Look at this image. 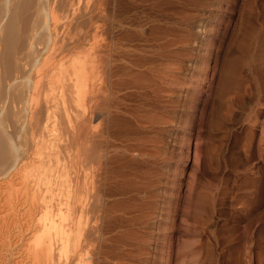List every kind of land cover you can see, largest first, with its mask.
<instances>
[{
    "label": "bare ground",
    "instance_id": "bare-ground-1",
    "mask_svg": "<svg viewBox=\"0 0 264 264\" xmlns=\"http://www.w3.org/2000/svg\"><path fill=\"white\" fill-rule=\"evenodd\" d=\"M81 1L82 0H0V264H185L191 257L195 256L193 258H196V255H193L195 250H193L192 253L190 251L192 247L189 250L187 248L190 247L191 244L193 245L197 242V240L194 242L192 240L190 241V239H194V236L186 242V238H184L185 240L181 239L182 242L185 243L180 245H184L183 248L188 251H181L183 250L182 247H178V251L175 250L173 236L176 234L175 232H177L176 227L174 226V221L178 215V203L175 201L177 205L173 202L174 204L171 203L170 207H166L165 203L158 205L154 200L157 197L155 194V198L153 199L154 195L153 197L148 195V188L141 187L140 189L138 186V188H134L138 190L140 189L138 191L139 193L137 192L140 195L138 197L132 196L130 198V195L128 197L126 194L128 191H126L127 189H124V185L116 184L117 181H112L113 183L115 182L116 185L110 183V180L114 179L112 173H115V171L113 172V169L110 170L112 172L109 173L107 167H103L102 169L99 167L102 171L100 172L101 174H97L99 165L96 167V164L103 159L102 151L104 150L102 149L106 148H102V146H104L102 145V139L104 135L107 136L104 134L107 129L104 132L100 130L101 128L98 129V125L100 126V122L103 120L102 118H105V115H102V112L105 111L107 113L109 112V109L112 107L114 108L113 105L110 108V103H112V101L117 104V102L121 103L125 100L123 99V95H121V88H123L121 87V84L123 83H125L123 84L125 86L126 84H131L134 87L135 85L139 89L143 84L144 86L149 83L151 84L153 81L152 78L155 77L158 78L156 79V82L160 78L162 83H164L163 85H166L169 88L175 87L174 89H176V87L179 86L178 78L176 79L177 83L176 80L173 79L174 76L170 77L169 74L162 72V69L165 68L173 71L174 66L172 63H169V66L164 65L167 64L168 60L166 55L169 57L170 55L167 53L165 55L161 51L160 53H162V55L158 52L159 49H157V47L155 48L151 46V48L148 46L149 43L148 45L145 44V40H143L144 37L142 38L143 33L141 34V28H144L146 25L145 23L142 27V21H144L147 16L143 18L144 15L142 13L139 14V12L137 13V10L132 11V16H126V9L124 10V8H121L126 12L125 16H123V14H120V7L123 6L119 5V0H110L112 3H110L109 0H84L83 3ZM132 3L133 2H131V5H133ZM134 7H136L135 4ZM130 8L132 7L129 6V11L131 12L132 9L130 10ZM149 15L151 14L149 13ZM150 29L152 30V28ZM151 32L152 31L149 32L150 35L152 34ZM98 33H100L101 36ZM97 34L101 37V41H99L100 43H98L97 39L99 38ZM148 36L149 35H147L146 38ZM154 39L158 40L157 38ZM152 44L154 46L155 43ZM260 62L263 63V67L260 65L262 67L261 70H264V56L260 59ZM166 69L163 71L165 72ZM222 69H220L221 71H216V81L213 80L216 82L215 90L213 89L215 92L212 90L214 96L211 94L212 97L209 94L212 97V101L215 102L213 111L216 110L215 108L218 105L219 108L222 106H225V109L229 108L226 110L229 111L233 106V102L241 99V101L238 102L240 106L237 105L240 108L243 106H241L242 100L244 102V100L251 95V93L248 94L250 89L247 91L248 97L246 93H236L238 92L241 83V80L239 82V79H241L239 77H243V75H241L242 72L239 74L241 76L236 73L237 76H239L236 77V74L233 72L234 70H229V67H225L224 70ZM239 72L240 71H238V73ZM159 81L157 82L158 86ZM246 81L247 80H245L244 83H246ZM115 82H122L121 84L119 83L121 88L116 86L118 84ZM211 84L212 83H210V85ZM249 84L250 82L248 85ZM151 85H153V83ZM187 85H189V83L186 84V87ZM133 87H131V89ZM145 88L147 89V87ZM163 89L165 88H162L161 90L163 91ZM198 89L199 88H197V90ZM234 89H236V91ZM155 90L156 89L151 90L152 93H154ZM157 90L160 93V90ZM126 91L124 93L125 96L127 93ZM158 91H156L157 94ZM118 92H120V94ZM146 92L149 94V91ZM166 92L168 93V90H166ZM199 92L198 94H200ZM254 92L256 91H253V93ZM142 93L144 94L145 92ZM130 95L129 97L131 98ZM146 95H143V97H146ZM152 95L153 94L147 97L151 99L150 96ZM136 96L139 99L142 95H140V93L138 95L137 93ZM206 96L205 98H207ZM133 97L136 98L135 96ZM125 101L130 102L129 99H126ZM259 101L260 108L257 102L253 106H256L255 108L258 106L260 114H262L264 111V100ZM248 102L249 104L251 103L249 100ZM190 104L188 103L187 105ZM212 106L209 107L212 108ZM118 107L119 106H117V109ZM243 108H240L241 111ZM248 108L249 106L246 108V111H249L252 106L249 109ZM235 109L237 108L235 107ZM235 109H232L231 111L235 112ZM111 110L109 113L110 115ZM217 110L215 114L216 117L218 119L223 117L224 119V116L226 115L219 113L223 109L221 111ZM226 111H224L225 114ZM100 112L102 114H100ZM116 113L117 112H115V114ZM209 113H212V111L210 110ZM227 113L228 116L225 117V122L228 120L227 123H229V121L231 122V120L234 119V114L230 115L231 112L230 114L229 112ZM243 113L242 115H244ZM99 114L103 117L101 119L99 118V124H95L94 120ZM236 114L239 115L237 111ZM215 115H213V117ZM242 115L240 112L239 116L244 118ZM122 116H124V114ZM231 116L233 117L231 118ZM239 116L238 119L236 116L237 120L241 119ZM257 116L258 110H253L252 113L247 114V121L244 120V122L246 121L245 123H250L252 125L250 128L254 127V130L256 126L258 127L260 125V140L258 139L260 141V147H257L263 151L264 120L260 121V124L258 125ZM204 117L207 118L209 116ZM109 118L110 117H108V119ZM116 118L118 119V117ZM217 118L214 119L217 120ZM208 119L209 118H207V120ZM212 119L213 118L211 117V120ZM110 120L112 121V119ZM120 121L121 119H119V124ZM234 121L233 123H236V121ZM219 122L221 123L218 124L216 121L215 124L211 125L218 128H222L223 125L227 126L225 124L218 126L222 124L223 120ZM237 122L238 126L240 122ZM102 124L101 127L103 128L104 124L103 126ZM231 124L232 123H229L228 125L231 126ZM109 125H111V122ZM104 128L106 127L104 126ZM104 128L102 130H104ZM222 129H225V127ZM226 129L224 130L225 132ZM238 130L241 129L239 128ZM225 132L222 133L225 134ZM247 132L249 134V130H247ZM231 133L234 134V132ZM226 135L225 137L229 138ZM245 137L247 138V136ZM200 139L199 136V141H201ZM195 143H198L197 145H199L201 142L199 143L196 141ZM200 149L196 154L195 151L193 153L196 156V158L194 157V160L196 159L195 161L199 158V153L201 152ZM110 151L112 150L110 149ZM187 151L189 150L187 149ZM120 153L121 152H119V154ZM123 153H125L124 150L122 154ZM116 154L118 155V151ZM257 156L260 155L257 154ZM137 161L135 162L136 165H138ZM202 161L203 159L201 162ZM102 162L100 161V163ZM110 162L108 163L111 165ZM131 162L132 161H130V163ZM197 162H195V167L198 164ZM148 163L147 166L149 165ZM219 163L220 162H218V165H221ZM125 165L127 164L125 163ZM127 166H129V164ZM127 166L125 167L128 168ZM119 167L120 166L116 168ZM96 168H98V170ZM140 170L143 169L140 168ZM148 170L149 169H147V171ZM144 174L147 175V173ZM96 175H100L101 178L99 179L100 176L97 178ZM111 175L112 179H110ZM118 176L121 178L122 174L118 172L116 177ZM138 176L141 175L139 174ZM135 177L136 176H134V178ZM189 177H191V175ZM140 178H142V176ZM188 180L190 181V178ZM108 181H110L109 184H107ZM123 181L125 182V179H123ZM126 181L127 184L130 182L129 180ZM189 181H187V183ZM258 181L260 182V180ZM150 182L152 183V181ZM147 183H145L146 185L143 184V186L150 185V183ZM180 183L177 185H180ZM196 183L197 182L195 181V184ZM245 183L248 185V182ZM203 184L200 185H206ZM131 185H133V183ZM131 185L129 184L128 188H130ZM135 185L136 184L133 186ZM216 185L219 184L217 183ZM247 185H245L246 188H248ZM251 185L253 186V183ZM191 186L192 185L190 184L187 185V189ZM207 188L210 187L207 186ZM246 188L244 190H247ZM252 189H249V192ZM130 190L128 194H130ZM218 190L221 189L219 188ZM197 191L195 190V192ZM199 191L198 197H201L202 199L206 198L202 197L205 192L202 195V192L200 191L199 193ZM259 191H261V189ZM134 192H136V190ZM211 192L213 191L211 190L209 192L211 197L207 196L208 199H217V197L215 198L214 196L215 192L212 193L213 196L211 195ZM192 194L195 195L193 192ZM207 194L208 193L205 195ZM249 194L253 195L252 193ZM248 196L245 197L247 198ZM198 197H196L197 200L194 199V201L202 200ZM257 197L259 198V195ZM206 199L203 202L198 201L197 203H200L198 205L199 209L205 207L204 210H206L208 207L206 211H208L207 214L209 213L208 215L210 217V213L215 211V209L214 211H211L214 203L212 204V202H210L212 199L209 201H206ZM191 201L192 200H190V202ZM215 202H217V200H215ZM195 203L196 202H194V204ZM262 203L263 202L260 204ZM167 204H170V202ZM190 206L192 205L190 204ZM255 207H257V205H255ZM194 210L192 211L194 212ZM144 211H147V213H144ZM192 211L188 208L183 214L185 213L189 218V216H193ZM194 215H196V213ZM244 217H247V214ZM197 218H195V220ZM201 218L203 217L201 216ZM210 219L208 220L210 221ZM184 220L186 221L185 218ZM195 220L193 223L197 222ZM206 220L207 219H205V221ZM165 222H168V225L165 224ZM199 223L202 225V222ZM139 225L143 228L141 232V229L138 230ZM257 226L259 227V225ZM193 227L195 226L192 225L190 229L186 227L187 234L183 235L186 237V235L191 232L194 233L198 229H196V226L195 229L192 230ZM207 227L209 226L207 225L206 228ZM263 228L264 226H262V229ZM166 229H168V232L164 231ZM203 229L201 231H203ZM157 230L165 232H163L164 234L161 233L162 237L157 235L153 236L154 234L152 235V233H154L153 231ZM142 232L146 233L147 236L141 234ZM184 232H186V230ZM244 238L246 237L244 236ZM236 239L241 240L239 238ZM181 240L179 239L178 242ZM176 245H178V243H176ZM237 245H239V243ZM191 261L192 260H189L188 263L193 264L190 263ZM195 261L196 259L193 260L194 264L196 263Z\"/></svg>",
    "mask_w": 264,
    "mask_h": 264
},
{
    "label": "rangeland",
    "instance_id": "rangeland-1",
    "mask_svg": "<svg viewBox=\"0 0 264 264\" xmlns=\"http://www.w3.org/2000/svg\"><path fill=\"white\" fill-rule=\"evenodd\" d=\"M83 1L84 0H82L81 2L83 3ZM109 2L112 3V1H110V0H109ZM119 2H120L119 5L123 6V7L119 6L120 11H121L120 14H123V16H125V14H126V12L124 11L126 9V11H127L126 16H128V15L132 16V11L137 10V13L139 12V14L142 13L144 15L143 18H145L146 16L148 17V18L146 17L144 19V21H142V27L146 23L144 28H141V30H142L141 34L143 33L145 35L144 36L142 34V38L144 37L143 40H145V44L148 45V43H149L148 46H150V47L152 46L155 48L157 47V49H159L158 50L159 53L162 51L163 54L166 55V53H167L170 55V57L168 55H166V58H168V60L170 62L167 60V64H164V65L167 66L169 63H172V65L174 66L173 71L171 70L172 71L171 72L170 70H168V68L167 69L165 68L166 71L164 72L163 70H165V69H162V72L165 74H169L170 77L174 76L175 78L173 77V79H175V80L178 78L179 83L177 82V80H176V82L179 84V86H177L179 88L176 87V89H174L175 87L169 88L166 85H163L164 83H162L160 78H159L160 81L157 80V82L159 81V86H158L157 85L158 83L156 82V79H158V78L153 77L152 78L153 81L151 82V84L153 83V85H151L149 83L150 85L146 84V86H144V84H143L139 87V89L142 92H145L143 94L138 89V87L135 85L133 87L131 84H129L130 86L126 84V86L130 87L129 88V87H126L125 85H123L125 83L121 84L122 82L121 83L119 82L121 84V87H123V88H121L120 84L117 83L118 81L115 82L116 84H118L116 86H119L122 89L121 95H123V99H125V100L129 99L130 102L123 100L121 103L117 102V104H116V103H113V101H112V103H110L111 104L110 108L113 105L114 108L113 107L111 108L113 111L111 109H109L108 110L109 112H107V113L105 111L102 112L103 114L100 112V114L105 115L106 119L102 118L103 116H101L99 114L100 117L98 116L95 119L96 121L94 120L95 124H99L100 119L102 118L103 120L100 122V126L98 125V127H99L98 129L101 128L100 130L102 132H104L107 129L106 130L107 133H106V131L104 133L107 136H105L103 134L104 137L102 139L103 140L102 145H104V146H102V148L106 147L105 149H102V150H104V151H102V154H103L102 157L105 160H103L101 157L102 160H100V161L101 162L103 161V162L100 163V161H99L96 164V167L98 165H99L98 168L100 167L101 169L103 167L104 168L107 167V170L109 173L112 171L113 172L115 171V173H112L113 178L115 180L114 179L110 180L111 182L108 181L107 184H109V182L113 183L112 181H115V182L117 181L116 184L124 185L126 187V188L124 187V189L125 190L127 189L126 191H128V192L132 188L130 190V194H128V192L126 193L128 195V197L130 195V198L132 196L138 197L140 195V194H138L139 193L138 191L141 189V187H145V188H148V191H149L148 195L153 197V195L155 194L157 196L156 197L157 200L154 199L155 195H154L153 199L156 201V203L158 205H160L161 203L162 204L165 203L166 207H170L171 203L174 204L173 202H175V201L178 203V206H179L178 207V215L174 221V226L176 227L177 232H175L176 234H174V236H173V239H174L173 243H174L175 250H177L178 247H182L183 250H181V251H188L191 247L195 248V249H192V248L190 249L191 252L193 250H195L194 251L195 253L193 255H196V258H193V257H195V256H193L189 259V260H192L190 263L194 264L193 260L196 259L195 264H199V263L200 264H264V228L262 229V226H264V199H263L264 198L263 197L264 196L263 195V193H264V190H263L264 189V150L262 149L263 151H261L260 148H258V147H260V141H259L260 140V138H259L260 137V130H259L260 125L259 124H260V121L264 120V117H263L264 111L262 112V114H260V111H259V108H260V101L259 100H261V101L264 100V88H263L264 87V80H261V79H264V75H263L264 70H261V68L263 67V63L260 62V59L263 58V56H264L263 55L264 54V46H263L264 45V0H141V1H139V0H136V1L135 0H132V1L131 0H123V1L119 0ZM131 2H133L132 3L133 5H131ZM134 4L136 7H134ZM129 6L132 7V8H130V10L132 9L131 12L129 11ZM121 8H124V10ZM123 11H124V13H123ZM143 11L146 13V15ZM149 13L152 16L149 15ZM121 17H122V15H121ZM150 17H152V18H150ZM150 28H152V30ZM150 31H152L151 35L154 38H157L158 40H155L150 35V33H149ZM98 34L100 35V33H98ZM98 34H97V36L99 39H97V38H95V39H97L98 43H100L99 41H101V39H100L101 35L99 36ZM147 35H149L148 37H150V38H148V37L146 38ZM151 38H152V40H151ZM152 41H154V42H152ZM152 43H155L154 46ZM162 53H160V54H162ZM182 53L184 54V56ZM176 61H178V62H176ZM221 62H223V63H221ZM260 65H262V67ZM198 66H199V68H198ZM225 67H229V70H231V71L234 70L233 72L235 74L237 73L238 75L242 72L241 75H243L244 78L241 75H239L241 77L237 76V74L235 76L241 78V79H239V82L241 80V83L242 82L244 83L245 80H247L246 81L247 85H246V83H244L245 85L243 83L242 84L240 83L239 90L241 89L242 91L240 90V92H239V90H238V92H236V93H240V94L246 93L247 97H248V94L251 93V95H249V97H248L250 99L247 98L251 103L249 104L247 99H246L247 101L244 100V102L242 100L243 104L240 102L241 106L242 105L244 106V108H243V106L240 107V108H243L242 111L237 106V105H239L238 102L241 101V99L240 100L238 99L239 101H236V102L234 101L235 103L233 102V104H232L237 109H235V107H233L231 105L233 108L231 107L229 111H226L229 108L225 109V106L224 107L222 106L219 108L218 107L219 105L217 106V103H216L217 107L215 109L217 110V108H218L217 111H221L222 109H223L222 110L223 112L226 111V114H225V112L223 113L222 111L219 112L220 114L222 113L226 116L223 115L224 119L221 116L222 117L221 119L223 120L224 123L222 122V124L218 125L219 123H221L219 121H222V120L218 119L216 117V115H215L216 110H214L215 112L213 111V108L215 107V104H214L215 102L212 101V97L214 96V93L212 92V90L216 86L215 85L216 82H214V81H216V79H215L216 71H219L222 68L225 69ZM200 69L203 71H201ZM224 69H222V70H224ZM241 70H243V71H241ZM238 71H240V72L238 73ZM242 79H243V81H242ZM125 81H127V80H125ZM154 81L156 82V84ZM209 82L212 84L210 85ZM249 82H250V84L248 85ZM188 83H189V85H187V87H186V84H188ZM207 84H209V85H207ZM180 85L181 86L184 85L185 87L184 86L181 87ZM151 86H152V88H151ZM153 86H155V87H153ZM249 86L253 89H251ZM131 87H133V88L131 89ZM141 87H143V88H141ZM145 87H147V89ZM196 87L199 88L198 90L200 92L197 90ZM258 87L260 90L258 89ZM124 88H126V89H124ZM162 88H165V89H163V91H162L161 90ZM130 89H131V92H130ZM154 89H156V90L154 91V93H152L151 90H154ZM157 89L160 90V93ZM249 89H250V91L248 93L247 91ZM128 90H129V93H128ZM145 90L149 91V94ZM166 90H168V93L166 92ZM234 90L236 91V89H234ZM125 91L127 92L126 96L128 98L124 94ZM137 91H139V92H137ZM156 91H158V94ZM205 91L207 93V96H206ZM243 91H245V92H243ZM253 91H256V92L253 93ZM260 91H262V92H260ZM136 92L138 93V95H139V93H140V95H142L141 97L139 96L140 97L139 99L136 96V94H137ZM198 92L200 94H198ZM258 92H260V93H258ZM118 93L120 94V92H118ZM146 93H147V95H146ZM151 94H153V95L150 96L151 99H149L148 97ZM209 94L210 95L212 94L213 96L211 95L212 96L211 97ZM129 95L131 96V98L129 97ZM132 95L135 96L136 98H134ZM143 95H146V97L145 96L143 97ZM191 95H193V96H191ZM184 96H186V97H184ZM205 96L208 99L205 98ZM254 97H255V99H254ZM260 97H262V98H260ZM136 100H138V101H136ZM149 100H151V101H149ZM210 100L213 104L210 102ZM256 102L258 103L259 108H258V106H257V108H255L256 106L255 107L253 106V105H255ZM118 103H119V105H118ZM175 103H177V104H175ZM188 103L189 104L191 103V104L187 105ZM244 103H246V104H244ZM115 104H116V107H115ZM144 104H146V105H144ZM204 104H205V107H204ZM250 105L252 106V108H250L251 107ZM117 106H119L118 109H117ZM188 106H189V108H188ZM209 106H212V108H210ZM248 106L250 109L248 108L249 111L248 110L246 111V108ZM120 107H122V108H120ZM185 107H187V108H185ZM201 109H203V110H201ZM232 109L233 110L235 109V112L231 111ZM110 110H111L112 116L109 114ZM210 110L212 111V113H209ZM253 110H255V111L258 110L257 122H258L259 126L258 127L256 126L255 130H254V127L250 128V127H252V125L250 123H248V122L245 123L247 121L246 120L247 114L252 113ZM114 111L117 113L115 114ZM118 111H119V114L121 113L120 115L118 114ZM122 111H123V113H122ZM236 111H237V113H239V115H240V112H241V115L244 112L243 114L245 116L242 115V117H244V118H241L239 115H237ZM245 111H246V113H245ZM227 112H229V114L231 112L230 115L234 114V117L231 116V118L233 117L235 119L236 123H233L234 119H232L231 122L229 121V123H232L231 124L232 127L230 125H228L229 124V123H227L228 120H226V122H225V117L228 116ZM123 114H124V116H122ZM208 114H210V115H208ZM213 115H215V116L213 117ZM113 116H114V118H113ZM204 116H206V117L209 116L207 118H209L210 121H209V119L207 120V118H205ZM210 116L213 118L212 120H211ZM236 116H237V119H238V116L241 119L237 120ZM108 117H110V118L108 119ZM116 117H118V119ZM201 118H202V120H201ZM214 118L215 119L217 118V120H215ZM110 119H112V121ZM119 119H121V121H122V122L120 121V124H119ZM114 120H116V121H114ZM203 120L206 122H204ZM240 120H242V121H240ZM244 120H246V121L244 122ZM103 121H105L107 123H105ZM201 121H203V122H201ZM212 121H214V122H212ZM216 121L218 123L216 125H218V126H222L223 124L227 125V126L223 125L225 127V129L227 128L226 132L224 131L225 129H222V128H224L223 126H222V128L221 127L218 128V127H214V125H211V124H215ZM237 121H239L241 123V125L239 123V125L237 126V124H238ZM110 122H111V125H109ZM113 122L116 124H114ZM102 123L106 124V125L104 124V126L106 128H104ZM200 123H201V125L203 123V125L201 126ZM101 124H102L104 130H102L103 128L101 127ZM121 124H123V125H121ZM246 125H248V126H246ZM238 127L241 130H238L239 129ZM234 128H237V129H234ZM242 129H243V131H242ZM227 130L229 133L227 132ZM247 130H249V134H248ZM222 132H225V134H223ZM231 132H234V134ZM250 133H251V135H250ZM230 134H232V135H230ZM225 135L228 136L229 138H226ZM197 136H198V138H197ZM199 136L201 138L200 139L201 141H199ZM219 136H220V138H219ZM222 136H223V138H222ZM245 136H247V138ZM195 138H197V139H195ZM196 141H198L199 143L201 142V143L199 145H197L198 143L196 144L195 143ZM195 144H196V146H195ZM198 146L199 147L201 146L200 147L201 149ZM197 147L201 151L199 153V158H197V161L199 160L198 162L195 161L196 159L194 160V157L196 158V156L193 154L194 151H195V154H196V152L199 151V149ZM109 148L112 151H110ZM196 148H197V150H196ZM114 149H116V150H114ZM125 149H128V150H125ZM187 149L189 151H187ZM123 150L125 152V153H123L124 155L122 154ZM117 151H118V155L120 157L116 154ZM119 152H121V153L119 154ZM257 154H259L261 157L257 156ZM123 157H127V158H123ZM201 157H203V158H201ZM131 158H133V159H131ZM200 159L201 160L203 159V161L201 162ZM135 160L136 161L138 160L137 161L138 165H136ZM130 161H132L131 162L132 164L130 163ZM194 161L198 163L196 165V167L198 169L194 166L195 165ZM108 162H110L111 165ZM112 162H113V164H112ZM145 162H146V164H145ZM218 162H220L219 164H221V165H218ZM107 163H108V165H107ZM125 163L127 165L129 164V166L125 165ZM147 163L150 165V167H149V165L147 166ZM152 163L154 166L152 165ZM201 163H203V164H201ZM118 164H120V165H118ZM133 164H135V165H133ZM118 166H120V167L116 168ZM125 166H127L128 168H126ZM135 166L136 167L138 166L137 167L138 169ZM140 166H142V167H140ZM218 166H219V168H218ZM110 167H112V168H110ZM121 167H123V168L125 167V168L123 169ZM139 167L143 170H140ZM214 167H216V168H214ZM98 168H96V169L98 170ZM100 168H99L100 171L98 170L97 174H99L102 171ZM135 168H136V170H135ZM146 168L149 169L150 172H149V170L147 171ZM176 168H177V170H176ZM195 168H196V170H195ZM126 169H128V170H126ZM110 170H112V171H110ZM116 170H117V172H116ZM123 170H124V172H123ZM128 171H130V172H128ZM144 171H147V172H144ZM198 171H200V172H198ZM118 172L122 174L121 178L118 176L120 179L118 177H116ZM132 172H134V173H132ZM148 172L150 173V175ZM219 172H221V173H219ZM130 173H132V174H130ZM135 173L136 174L139 173L142 176V178H140L141 176H138L139 174L136 175ZM144 173H147V175L149 177ZM112 175L110 176L111 177L110 179H112ZM190 175H191V177H189ZM98 176H100V175H98ZM98 176H97V178H98ZM134 176H136V177L134 178ZM172 176L174 177V179ZM100 178H101V176L99 177V179ZM127 178H130V179H127ZM136 178H139V179H136ZM143 178H145V179H143ZM189 178H190V181L188 180ZM99 179H97V180H99ZM123 179H125V182L123 181ZM126 180H129L131 183L128 181L129 183L127 184ZM258 180H260V182ZM144 181H145V183H147L149 181L147 184L150 183L151 186L150 185L145 186L146 184L144 183ZM150 181H152L153 184ZM187 181H189L190 183L189 182L188 183L193 186V187L191 186L192 188L188 187V189H187V185H189L187 183ZM195 181L197 182L196 184H195ZM115 182L113 183L114 185H116ZM137 182H139V183H137ZM202 182L206 185H204ZM245 182H248V185ZM132 183H133V185L134 184H136V185L133 186V185H131ZM179 183H180V185H177ZM217 183L219 185H216ZM252 183H253V186L251 185ZM129 184L131 185L130 188H128ZM143 184H145V185L143 186ZM200 184H203L204 186H202ZM198 185H200V186H198ZM245 185H247L248 188H246ZM137 186L140 188L139 190L135 189V188H138ZM195 186H196V188H195ZM207 186H209L211 188V190L213 191V192H211L212 196H213L212 193L215 192L214 196H215V198L217 197V199H215V200H217V202H215L214 198L208 199L207 196H210L209 192L211 190H210V188H207ZM215 186H216V189H215ZM201 187H203V188H201ZM251 187L252 188L254 187L253 189L256 191H254ZM113 188H114V186H113ZM219 188L221 190H218ZM245 188L248 190V192H249V189H252V190H250L249 193H252L253 195L249 194L247 192V190H244ZM133 189H135L136 192H134L135 190H133ZM197 189H198V191L200 190L202 192L201 193L202 195L204 194V192H205V194L208 193L207 195L204 194L205 196L204 195L202 196L203 198L206 197L207 199L206 198L202 199L201 197H198ZM207 189H208V192H207ZM260 189H261V191H259ZM125 190H123V191H125ZM195 190L197 192H195ZM200 191H199V193H200ZM223 191H225V192H223ZM192 192L195 193V195L192 194ZM193 195H194V197H193ZM258 195H259V198H261V199H259L257 197ZM195 196L198 198H201L202 200H200V201H202V202L205 201V199H206V201H209L212 199L210 202H212V204L213 203L215 204V206H214V204L212 205V210H211V211H214V209H215V211L213 213L212 212L210 213V215L212 217L211 216L209 217V215H208L209 213L207 214L208 211H206V210L208 207L206 208V210H204L205 207L204 208L201 207V209H199L198 205L200 203L199 204L197 203L199 200L194 201V199L197 200ZM245 196H248V197L246 198ZM177 197H179V198H177ZM185 197H186V199H185ZM253 197L257 200H255ZM262 199H263V201H262ZM159 200H161V201H159ZM190 200L196 202L197 204L196 203L194 204V202H192V201L190 202ZM168 201L170 202V204H167V203H169ZM176 202H175V204L177 205ZM261 202H263V203L260 204ZM219 203H220V205H219ZM253 203H254V205H253ZM190 204L192 206H190ZM221 204H223V205H221ZM255 205H257V207H255ZM216 206H217V208H216ZM187 207L191 211L195 209L194 212L196 213V215H194L195 213L192 211L193 212L192 214L194 217L189 216V218H188L185 215V213L183 214V212H186L188 210ZM252 207H254V208H252ZM250 208H251V210H250ZM145 212L147 213V211H144V213ZM240 212H241V214H240ZM243 214H244V216H246V214H247V217H244ZM201 216L203 218H201ZM183 217L186 219V221L184 220ZM197 217H199L200 219ZM182 218H183V221H182ZM195 218H197L198 220L197 219L195 220ZM193 219L197 222L193 223L194 222ZM205 219H207L206 221L211 226L205 221ZM208 219H210V221ZM199 220H201V221H199ZM184 221H185V223H184ZM199 222H202L201 223L202 225H200ZM196 223H199V224H196ZM204 223H205V225H204ZM165 224L168 225V222L167 223L165 222ZM183 224H185V225H183ZM192 225L195 227L197 226L196 229L197 228L198 229L194 233L191 232L192 234L190 233V234L186 235V237H185V235H183V234H187V228H189L190 226L192 227ZM203 225H204V227H203ZM207 225L209 227L206 228ZM257 225H259V227ZM183 226H185V227H183ZM252 226H254V227H252ZM195 227H193L192 230L195 229ZM257 227L260 229V231ZM184 228H186V229H184ZM202 229H203V231H201ZM138 230H140V232H141L143 230V228H141V226L139 225ZM185 230H186V232H184ZM160 231H158V230L153 231L154 233H152V235L154 234L153 236L157 235V236L162 237L161 233L164 234L166 231L168 232V229L164 230L165 232L164 231L160 232ZM182 231H183V233H182ZM141 234H145L147 236L146 233L142 232ZM179 234L180 235L182 234L181 235L182 237ZM194 234H197V235H194ZM193 236H194V239H190L191 237L193 238ZM244 236L246 238H244ZM184 238H186L187 240H185ZM236 238H239L241 240H238ZM179 239L185 240V242L189 241L188 239H190V241L192 240L193 242L197 240L198 243L195 242L196 244L195 243L193 245L191 244L190 247L187 246L188 250H185L183 248L184 245L181 246L185 242H182V240H181L180 241L181 243H180V242H178ZM176 243H178V245H176ZM238 243H239V245H237ZM201 252H202V254H201ZM200 254H201V256H200ZM189 260L185 264H189L188 263ZM156 263H157V261H156Z\"/></svg>",
    "mask_w": 264,
    "mask_h": 264
}]
</instances>
